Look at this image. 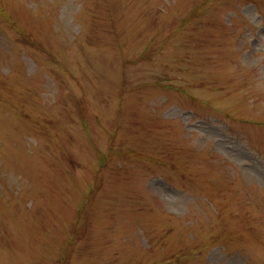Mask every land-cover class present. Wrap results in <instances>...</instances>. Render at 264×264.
Returning <instances> with one entry per match:
<instances>
[{
  "label": "rangeland",
  "instance_id": "374dc122",
  "mask_svg": "<svg viewBox=\"0 0 264 264\" xmlns=\"http://www.w3.org/2000/svg\"><path fill=\"white\" fill-rule=\"evenodd\" d=\"M0 264H264V0H0Z\"/></svg>",
  "mask_w": 264,
  "mask_h": 264
}]
</instances>
